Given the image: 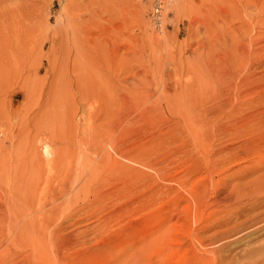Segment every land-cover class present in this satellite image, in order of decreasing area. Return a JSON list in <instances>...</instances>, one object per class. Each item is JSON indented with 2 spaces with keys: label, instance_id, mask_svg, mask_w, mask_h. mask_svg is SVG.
Segmentation results:
<instances>
[{
  "label": "rangeland",
  "instance_id": "obj_1",
  "mask_svg": "<svg viewBox=\"0 0 264 264\" xmlns=\"http://www.w3.org/2000/svg\"><path fill=\"white\" fill-rule=\"evenodd\" d=\"M158 2L159 27L152 17ZM209 2L0 0V163H10L9 185H18L20 203L35 154L42 151L34 154L28 144L39 119L52 118L57 130L49 142L62 144L61 155L56 160L51 145L53 155L42 163L49 177L58 176L63 196L41 239L54 255L51 232L61 223L57 242L63 243L65 264H264L261 107L208 118L222 128L196 125L209 108L207 102L194 104L193 96L210 48ZM69 6L77 9L78 28L93 30L102 44L94 48H103L107 60L88 76L82 98L70 72ZM226 24L219 17L211 23L214 53ZM233 119L248 123L235 128ZM128 154L135 156L132 162ZM2 178L1 190L7 191ZM56 187L51 178L46 194ZM51 206L25 208L17 225ZM0 242L4 247L9 240ZM26 255L6 263L20 264Z\"/></svg>",
  "mask_w": 264,
  "mask_h": 264
},
{
  "label": "bare ground",
  "instance_id": "obj_2",
  "mask_svg": "<svg viewBox=\"0 0 264 264\" xmlns=\"http://www.w3.org/2000/svg\"><path fill=\"white\" fill-rule=\"evenodd\" d=\"M210 1L211 2H209V7L207 10V18L209 23L208 24L206 23L205 26L210 39V48H209V53L207 56L205 67L203 68L201 74L202 84L198 90L199 94L197 92H196L197 94L195 95L193 94V96H195L194 104L195 102H197L199 104L202 103L203 105V102H207L209 104V108H207L206 110V114H205L206 116L202 118L201 121L197 122L196 125L199 127L208 125L209 124L207 122L208 118L219 115L220 113H223V111H226L225 114H227V116H230L236 112L246 113L247 111L250 110L249 107H251L254 104L260 105L261 108H259L257 112L259 113V117L262 116L264 117V0H224L225 2H227V4L216 7L213 0ZM76 10L77 9L75 7L73 8L70 7V9L67 11L65 10L66 12L64 14V19L66 20V23H68V27L71 31V36L73 39L71 47L73 49L74 57L72 58L70 72L73 77V80H75L79 97L82 98L85 95V90L83 87H84V83H86L88 80V76L92 77L94 74V72L92 71L97 69V67L100 64L107 63V60L104 56L103 48L102 49L100 47H98V49L94 48L95 45L101 46L102 44L101 43L99 44V41L97 43L96 38L93 37L94 34L92 32L93 30L87 28L85 32V29L80 30L78 28L77 22L75 21L77 17ZM217 17H219L223 23H227V24L226 27L222 29L221 33H219L218 36H216L217 37L216 40H219V42H217L219 45V51L218 53H214L213 44L215 42H213L212 44V41H214L216 34H214L211 29V23L214 24ZM207 46H209V44ZM255 67H260L261 69H258L259 71H253ZM200 94L203 95L202 100L200 99L201 97ZM199 99L201 100V102L199 101ZM232 101H236L235 102L236 104H234L235 106H232ZM257 106L258 105H256V107ZM253 116L255 115L253 114ZM69 122L70 121L68 120V123ZM52 123H53L52 118L43 117L39 119L38 124L36 125L35 128L36 129L35 132H37L36 134L37 136L33 139V141H31V143L28 144L29 149L30 147L31 149L32 148L34 149L33 151L34 154L39 150L40 147L42 151L37 152L39 154H35L37 155L36 157L37 163L33 162L34 164L31 171L32 177L29 179L26 178L28 180L26 181V187H24L23 189L24 193L22 196V200L20 202L21 204L18 202L19 200V195L17 192L18 185L17 186L14 185L13 187L12 186L10 187L9 185V182H11L9 176L10 174L8 171V167H11L10 163L8 165V163L3 159L0 163V178L2 180H3L2 177H4V179H7L6 180L7 182L4 183V185L7 188V191L6 190L2 191L0 186V237H3L4 240L5 239L9 240V243H7L4 247H3L4 243L0 242V262L2 264L3 263L5 264L6 262L11 263V260L14 257H17V255L24 256L25 254H27L26 255L27 259L25 261H23L22 259L20 264H65L64 259L67 256L65 257L63 247L60 246L63 245V243L59 244L57 242V237L60 234V230L62 228L61 223H59L56 226V228L51 232V235L54 239L52 243L50 242V246H51L50 248L52 249V252L55 256L51 254V252L49 251V246L48 245L46 246L43 240L41 239V236L44 233V228L47 226L49 227L51 221H53L55 217L58 215L59 209L62 205L61 201L59 202V200H61L63 196V192H62L63 185H61V183L59 184L60 181L58 182L57 180L58 176L54 175L52 177H49L42 163L43 158L47 159L48 158L47 156L51 153L50 152L51 145L53 147L55 146L56 148L55 151L57 150L58 155H56L55 158H57L58 156L59 157L56 160L60 159V155H61L60 149L62 147V144L60 145L59 143H56L55 145H53L49 142V140L53 138L52 133L54 129L57 130V127L51 125ZM246 123L248 122L233 119V121L231 122V126L237 128L246 125ZM249 123H251L249 124L251 126L252 124H254L252 122ZM50 126L53 127L52 130H49ZM194 127L195 126L190 122L189 129L192 130ZM209 127L218 129V128H222V125L211 122L209 124ZM58 136H60V131L58 132ZM120 141L124 142V140H120ZM40 154H42V156ZM51 155L53 154L51 153ZM128 155L129 156L127 157H129V160H126L127 157L125 156L126 161L130 162L131 158L134 160L135 156L130 157L132 154H128ZM137 156L140 157L141 155L140 156L137 155ZM54 164L56 165V167H58V169L60 168L58 166L59 163H54ZM48 165L49 164L47 163V167ZM133 167L138 168V166L135 167L134 165L132 166V168ZM132 168H129L130 173L133 170ZM48 170L49 168L47 169V171ZM121 172L122 175L123 171ZM115 174L118 177L119 173L118 174L115 173ZM128 174L129 172L127 173L126 176L129 177L130 174L129 175ZM60 175L62 174L60 173ZM126 176L124 173V176L122 177L127 178ZM130 177H132V175ZM51 178L56 179L57 187L56 190L53 191L50 196H48L46 194V190H47L48 182L50 181ZM134 178L132 177V179ZM19 181L22 180L17 179L16 182ZM115 182L116 184L118 183L117 181ZM116 184H114V186ZM127 184L128 183H126V187L130 186V185L127 186ZM138 198L141 199V196ZM47 203H50L52 205L51 208H49L46 211L43 210L42 212H40L39 216L34 218L33 221L27 220V221H23L22 225L20 226L17 225L18 221L16 220L18 218L21 219V216L26 214L25 208L35 205L37 209H40L43 208L45 205H47ZM21 206H23V209ZM235 228L238 230L237 226ZM231 230L229 229V231ZM234 232L236 231H232V233ZM227 236L228 237L231 236L230 232L229 235ZM224 238L226 239V237ZM75 243L76 242H74L73 245H69V246L74 247L76 245ZM15 247L17 248L19 247L18 249L20 250L16 252V250H14ZM28 247L30 248V252ZM27 248L29 253H25V250L27 252Z\"/></svg>",
  "mask_w": 264,
  "mask_h": 264
},
{
  "label": "built area",
  "instance_id": "obj_3",
  "mask_svg": "<svg viewBox=\"0 0 264 264\" xmlns=\"http://www.w3.org/2000/svg\"><path fill=\"white\" fill-rule=\"evenodd\" d=\"M161 11H162V7H161V3H155L154 8H153V24L157 27H159L161 25Z\"/></svg>",
  "mask_w": 264,
  "mask_h": 264
}]
</instances>
